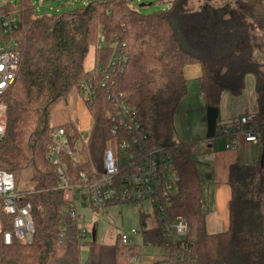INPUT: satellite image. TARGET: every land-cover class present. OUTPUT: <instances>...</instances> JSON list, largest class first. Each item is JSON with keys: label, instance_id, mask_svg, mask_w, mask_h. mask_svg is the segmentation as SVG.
<instances>
[{"label": "trees", "instance_id": "obj_1", "mask_svg": "<svg viewBox=\"0 0 264 264\" xmlns=\"http://www.w3.org/2000/svg\"><path fill=\"white\" fill-rule=\"evenodd\" d=\"M224 1L213 5L206 0L194 10L190 0H172L168 10L150 14L140 12L133 0H87L71 10L40 15L33 0L0 4V11L19 15L14 37L22 55L16 80L3 97L7 131L0 141V169L14 175L20 203L31 202L35 228L31 244L0 243V264H80L82 245L75 228L70 227L66 240L60 241L63 221L69 223L64 213L68 192L57 188V172L47 158L54 127L50 120L55 105L80 90L92 69L87 66L90 54L105 66L116 40L126 43L128 61L115 79V92L137 111L150 142L173 155L177 194L170 215L187 217L193 242L179 264H264V186L255 192L251 188L258 178L264 179V2L237 0L240 7H231ZM100 35L105 43L97 49ZM194 64L202 68L199 85L207 107L219 108L225 91L240 95L248 75L256 81L261 158L255 165L231 166L230 226L218 234L206 229L192 146L174 138L176 110L188 92L184 70ZM99 81L88 105L92 128L82 168L96 163L110 137L112 102ZM64 126L74 142V128L68 122ZM26 173L33 189L22 192L18 188ZM0 219L8 227L10 218L3 211ZM86 245L90 248L86 264H132L145 246L165 242L156 224L135 246L118 237L112 244L93 239Z\"/></svg>", "mask_w": 264, "mask_h": 264}, {"label": "built area", "instance_id": "obj_2", "mask_svg": "<svg viewBox=\"0 0 264 264\" xmlns=\"http://www.w3.org/2000/svg\"><path fill=\"white\" fill-rule=\"evenodd\" d=\"M264 2V0H262ZM20 28L16 13L0 12V141L7 131V106L3 97L16 80L22 55L19 41L14 34ZM105 43L103 35L96 44L101 49ZM128 61L126 43L116 40L112 53L104 66L95 62L89 75L80 84L79 95L83 101L89 122L76 123V139L72 141L64 124H55L50 134L47 151L49 162L58 176V189L68 192V203L64 213L69 223L64 222L60 230V241L68 237L70 227L75 228L76 238L82 246L95 239L87 238L90 228L83 224L79 205L89 210L106 209L126 203L150 202L156 222L162 229L165 246L158 245L162 253L150 264H179L191 252L193 242L189 240L190 223L187 217L170 215L173 197L177 194V175L170 149L152 144L137 111L115 92V79ZM108 88L111 100L110 137L103 152V164L82 168L85 164L84 149L89 144L92 115L89 102L95 97V81ZM257 111L244 114L231 126H222L220 136L226 139L225 147L235 150L241 141L254 144L261 142ZM21 195L15 189L12 173L0 169V212L10 219L7 226L0 219V243L11 245L17 240L22 245L31 244L35 231L30 201L20 203ZM143 208V207H142ZM140 230L132 228L130 233L119 234L122 243L130 246L141 244ZM138 236V240L135 239ZM89 239V241H88ZM132 264H144V254L134 256Z\"/></svg>", "mask_w": 264, "mask_h": 264}, {"label": "crops", "instance_id": "obj_3", "mask_svg": "<svg viewBox=\"0 0 264 264\" xmlns=\"http://www.w3.org/2000/svg\"><path fill=\"white\" fill-rule=\"evenodd\" d=\"M72 4H74V0H40L38 5L41 6V10L48 8L49 12L46 13H52L64 9L62 6ZM184 76L187 80L188 92L176 110L174 138L179 142L191 144L192 146L193 158L196 162L202 186L203 210L207 213L206 229L209 234H218L227 231L230 226V201L232 198V189L229 181L230 168L236 163L240 165L257 164L258 162L256 161H258L262 151L261 142L254 144L241 141L235 150L226 149V139L220 136L221 127L233 125L240 116L247 114L246 111H251V108L246 109L248 105H245L243 108L237 107L233 113L229 114L230 104L235 102L234 98L237 96L228 91L223 92L220 100L216 136L213 139H208L207 106L199 85L202 68L198 64L187 66L184 70ZM255 86L256 81L254 84V101L255 111H257ZM245 90L246 80L245 88L238 96L247 97L248 93L244 94ZM59 103L70 104V109L69 114H67L61 109L62 106L56 104L53 109L55 124L68 122L75 128L76 123H74L73 119L79 120L83 124L89 122L79 91H73L67 100ZM143 253V263L150 264L151 260L157 259L162 250L155 246H145Z\"/></svg>", "mask_w": 264, "mask_h": 264}, {"label": "rangeland", "instance_id": "obj_4", "mask_svg": "<svg viewBox=\"0 0 264 264\" xmlns=\"http://www.w3.org/2000/svg\"><path fill=\"white\" fill-rule=\"evenodd\" d=\"M205 1L206 0H190V8L197 10L199 9L200 5H202ZM5 2L6 0H1L0 4L2 5ZM7 2L12 5H15L18 2V0H7ZM133 2L136 8L140 12L145 14H150L158 11L168 10L171 7L172 0H133ZM210 2L213 5H219L220 3L223 4L225 1L210 0ZM39 3L40 0L34 1V5L36 8V15H40L44 12L45 13L49 12L48 8L41 10L40 9L41 6L38 5ZM86 3L87 0H74V4L62 6V8L71 10ZM226 3H229L231 7L233 6L240 7L237 0H226ZM248 21H246L247 24H249ZM261 41H262L261 43H264L263 39ZM94 62L95 61L93 59V54H90L87 63L88 68H92ZM254 84H255L254 75L253 74L248 75L246 79V90L244 92V94L248 93V96L235 97L234 98L235 102L230 104L229 114L233 113L237 107L243 108L245 105H248L246 109L251 108V111L250 110L246 111L247 113L256 110L255 101H254V97H255ZM57 105L62 106L61 109L63 110V112L65 111L67 112V114H69L70 104L57 103ZM50 122L52 125H55V116L51 117ZM100 152L101 154L99 153L97 155L98 159L96 160L95 163V165L99 168H101L103 164V150ZM260 158L261 155L259 156V159L256 162H259ZM263 186H264V179L262 180L260 177L256 181H254V183L251 185V188L255 192L258 189L263 190L262 189ZM18 189L21 190L22 192H27L33 189V182L31 181L30 174L26 173L24 175L23 180L19 185ZM151 206L152 205L150 202H141V203L135 202V203H126L121 205H113L107 207L106 209H98L92 211L85 208L83 205H79V212L83 216V224L87 225L91 230V232L88 231L87 238L91 240L93 239L92 229L94 228L96 233L95 240L97 241V243L112 244L115 242L119 234L122 233L128 234L130 233L132 228H137L138 230H140L143 227L154 226L156 222V218ZM135 239L138 240V236H135ZM89 252H90L89 245H84L81 247L80 264H86V261L89 257Z\"/></svg>", "mask_w": 264, "mask_h": 264}, {"label": "water", "instance_id": "obj_5", "mask_svg": "<svg viewBox=\"0 0 264 264\" xmlns=\"http://www.w3.org/2000/svg\"><path fill=\"white\" fill-rule=\"evenodd\" d=\"M219 117V108L207 107V138L213 139L216 136L217 120ZM94 231V235H95Z\"/></svg>", "mask_w": 264, "mask_h": 264}]
</instances>
